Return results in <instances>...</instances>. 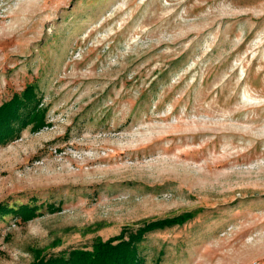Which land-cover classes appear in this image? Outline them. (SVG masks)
<instances>
[{
	"label": "rangeland",
	"instance_id": "374dc122",
	"mask_svg": "<svg viewBox=\"0 0 264 264\" xmlns=\"http://www.w3.org/2000/svg\"><path fill=\"white\" fill-rule=\"evenodd\" d=\"M29 84L49 124L0 143V264L180 216L146 264H264V0H0V106Z\"/></svg>",
	"mask_w": 264,
	"mask_h": 264
},
{
	"label": "trees",
	"instance_id": "16d2710c",
	"mask_svg": "<svg viewBox=\"0 0 264 264\" xmlns=\"http://www.w3.org/2000/svg\"><path fill=\"white\" fill-rule=\"evenodd\" d=\"M33 86L27 85L22 96L16 93L0 106V143H6L24 126H32L37 131L48 125L46 108L37 99ZM20 210L25 220L33 219L36 215V209L30 205H24ZM187 219L180 216L154 220L135 231L124 227L119 234L108 239L97 238L92 249L75 248L68 253L50 257L41 255L31 264H146L139 250V244L146 235L165 226L183 224Z\"/></svg>",
	"mask_w": 264,
	"mask_h": 264
},
{
	"label": "bare ground",
	"instance_id": "6f19581e",
	"mask_svg": "<svg viewBox=\"0 0 264 264\" xmlns=\"http://www.w3.org/2000/svg\"><path fill=\"white\" fill-rule=\"evenodd\" d=\"M49 124V123H48ZM113 137H115V135H113ZM92 156H90V157H83L84 158V160H86V159H88V160H90L89 162H87V163H85L84 165L86 166V167H89V172L88 173H93L94 171H92V169H91V165H92V163H94V162H96V163H98V164H101V161H102V158H97V159H90ZM130 159H132L131 157H130ZM141 159V158H140ZM74 165H75V163H73ZM95 172L96 173H102V172H104L103 171V169H100V168H98V169H96L95 170ZM117 181V180H116ZM116 181H112V183H115ZM132 181H135V180H132ZM118 184H116L115 186H117ZM119 186V185H118ZM120 190H122V189H117V190H114L112 193H115V192H117V191H120Z\"/></svg>",
	"mask_w": 264,
	"mask_h": 264
}]
</instances>
